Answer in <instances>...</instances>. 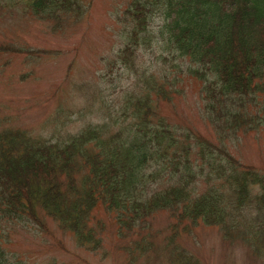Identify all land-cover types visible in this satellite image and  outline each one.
<instances>
[{"label":"trees","instance_id":"1","mask_svg":"<svg viewBox=\"0 0 264 264\" xmlns=\"http://www.w3.org/2000/svg\"><path fill=\"white\" fill-rule=\"evenodd\" d=\"M84 1L11 6L56 29L85 13ZM119 20L120 44L106 65L131 83L114 106L96 84L83 89L98 105L95 121L85 112L74 132L69 111L46 123L48 136L0 117V264H31L8 248L19 225L45 234L52 225L94 255L113 234L127 242L117 248L124 264H203L180 239L212 228L264 261V169L231 152L239 134L264 136V0H128ZM147 51L153 66L141 62ZM0 54L38 61L45 53L18 43L0 44ZM183 77L199 87L212 138L160 112L182 95ZM160 215L169 223L156 243Z\"/></svg>","mask_w":264,"mask_h":264},{"label":"rangeland","instance_id":"2","mask_svg":"<svg viewBox=\"0 0 264 264\" xmlns=\"http://www.w3.org/2000/svg\"><path fill=\"white\" fill-rule=\"evenodd\" d=\"M13 1L0 0V44L19 43L45 54L38 61L23 55L0 54V117L7 118L9 126L48 136L51 125L46 123L58 111H69L67 119L71 124L66 129L74 132L88 118L85 112L91 111L93 115L89 119L95 121L98 105L86 103L83 89L96 84L103 89L108 105L114 106L122 90L131 83L128 74L117 68L110 73L106 65L120 44L119 17L128 0H85V13L79 18L68 16L63 26L56 29L54 22L33 19L19 7L11 6ZM155 56L147 51L140 59L144 66H153ZM178 88L182 95L172 105L161 106V114L212 138L201 119L202 101L197 84L183 77ZM231 152L243 165L264 169L261 132L239 134ZM168 220L166 215L154 220L153 230L159 233L154 242L161 241ZM49 230L50 234L33 233L19 225L10 234L12 244L8 248L31 264L125 263L126 254L117 248L125 247L127 242L117 240L112 233L103 250L94 255L77 249L70 236L52 225ZM180 244L203 264H264L248 258L240 246L225 244L212 228H199L181 238Z\"/></svg>","mask_w":264,"mask_h":264}]
</instances>
